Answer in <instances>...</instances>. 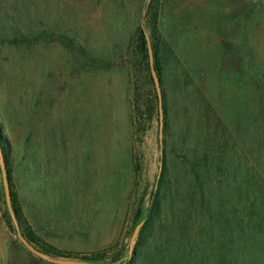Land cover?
Listing matches in <instances>:
<instances>
[{"label":"rangeland","instance_id":"374dc122","mask_svg":"<svg viewBox=\"0 0 264 264\" xmlns=\"http://www.w3.org/2000/svg\"><path fill=\"white\" fill-rule=\"evenodd\" d=\"M151 2L0 0V123L27 219L60 250L107 254L51 258L119 264L110 259L124 249L126 260L165 138L171 193L139 264H222L225 249L223 264H264L259 233L244 255L232 252L248 187L264 190V0H156L170 124L162 138L160 106L149 120L145 105L158 94L153 58L155 86L136 46L139 25L151 46ZM7 208L0 155V264H30Z\"/></svg>","mask_w":264,"mask_h":264},{"label":"trees","instance_id":"16d2710c","mask_svg":"<svg viewBox=\"0 0 264 264\" xmlns=\"http://www.w3.org/2000/svg\"><path fill=\"white\" fill-rule=\"evenodd\" d=\"M148 24L150 26L152 32V40H151V48H152V55H150V47L147 39V33L145 29L139 25L136 28V35H137V49L139 54L142 56L143 60L147 61L148 67V74L151 80V83L154 85V81L152 78L151 68L152 65L149 61L150 56L153 58V67L156 70L162 87V94H163V107H164V134H167V131L170 128L169 124V109H168V101H167V91L164 89L163 85L165 83L164 79V65H163V37L160 35L158 30L159 25V7L157 6L156 0H152L150 3L149 9L145 16ZM48 36V35H47ZM42 37V36H41ZM38 36L39 40L41 38ZM25 40H27V37ZM54 38L58 40L61 39V42H64L67 45L66 40L62 39V37H58V35H54ZM12 43L20 44L24 41V39L20 37H16L13 39ZM50 40H53V37H50ZM154 99H150V103L146 104L147 108V118L150 120L153 118L152 113L154 109L157 108L158 111V94L154 89ZM167 141L164 138V147L162 149L161 161L163 163L159 176L155 182L154 188L150 193V199L148 206L145 207L144 203L141 202L138 207L136 208L134 215H133V229L135 230L136 227L139 228L138 232V241L137 245L133 250L131 257L123 260L124 257V249L117 250L114 252V255L111 257L112 262H120L119 264H139L140 263V252L141 248H143L152 235L153 231L157 226V223L162 219L163 209H164V200L166 199L167 195L171 193V180H170V166H169V158L167 156ZM0 146L2 149V154L4 156V160L6 162L7 168V177L9 180L10 185V192H11V205L14 211L15 217L17 219L20 232L24 236V238L32 244V246L38 249L43 254H46L51 257H63V258H78L85 262H99L105 260L106 253L104 252H97L92 254H79L74 253L71 251H64L60 250L54 245L47 242L41 235L37 233V231L33 228L30 222L27 219L21 197L19 192L16 189L15 182H14V165L11 163V143L7 138V135L3 132V125L0 123ZM250 186V185H249ZM257 186V185H256ZM249 188V194H251L250 198L246 199V203L241 206V209H245L247 211L241 214V218L239 221H236V225L233 229V232L238 236L236 241L237 247L232 249V252L236 256L244 255L248 249V238L250 234L252 236L256 234H260L264 236V190L263 187L261 190H258L257 187L252 189V185ZM249 199V200H248ZM4 219L8 223V226L11 230L16 231L13 217L7 208L4 214ZM245 223L247 226L245 228ZM231 224V223H229ZM249 229L250 231H246ZM249 233V234H248ZM227 249L223 252L219 251V255H221V260L224 262L227 261ZM234 255V256H235ZM30 264H61L49 261L40 257L37 254L30 252ZM238 259V257H237ZM236 259V260H237ZM231 260V258H230ZM224 262H221L222 264ZM232 263V260H231ZM172 264H179V263H172ZM202 264H207L202 262Z\"/></svg>","mask_w":264,"mask_h":264},{"label":"water","instance_id":"95a60500","mask_svg":"<svg viewBox=\"0 0 264 264\" xmlns=\"http://www.w3.org/2000/svg\"><path fill=\"white\" fill-rule=\"evenodd\" d=\"M150 1V0H149ZM150 55H152V48L150 46ZM152 72H153V77L156 83V87H157V91H158V96H159V106H160V113H161V127H160V132H161V138H162V134H163V130H164V107H163V94H162V87H161V83H160V78L156 72V70L154 69V67L152 68ZM162 144V142H161ZM0 155L2 158V165H3V172H4V186H5V192H6V202L8 205V209L13 217L14 220V224L16 226V228L18 229V234L20 239L24 242V244L31 250L33 251L35 254L39 255L40 257L47 259L49 261L55 262V263H61V264H81V262H77V261H61L59 259H54L51 258V256H48L46 254H43L42 252H40L38 249L34 248L32 246V244H30L25 238L24 236L21 234L20 232V228L17 222V219L15 217L14 211L12 209V205H11V192H10V185H9V180L7 177V168H6V162L4 160V156L2 154V149L0 146Z\"/></svg>","mask_w":264,"mask_h":264}]
</instances>
